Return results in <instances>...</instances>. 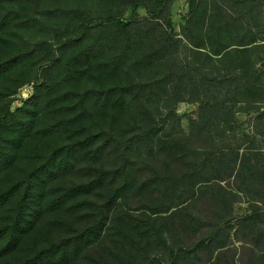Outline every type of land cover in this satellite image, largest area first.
<instances>
[{"label":"trees","instance_id":"16d2710c","mask_svg":"<svg viewBox=\"0 0 264 264\" xmlns=\"http://www.w3.org/2000/svg\"><path fill=\"white\" fill-rule=\"evenodd\" d=\"M123 1L144 7L147 17L95 18L79 7L34 1L28 11L0 10V27L11 17L27 24L36 15L75 14L64 39L37 41L0 61V264H264V154L218 146L214 134L220 117L234 119L229 98L238 96L259 133L261 74L254 63L251 72L214 73L186 58L197 51L203 60H221L231 49L259 48L256 26L246 13L229 16L224 6H207L215 0H193L186 34L197 41L185 42L163 22L170 25L168 0ZM233 1H257L264 12V0ZM199 13L203 21L193 35ZM138 34L150 40L129 60ZM222 35L241 39L230 43ZM144 70L147 80L139 74ZM29 82L33 94L11 110L18 88ZM194 82L200 94H179ZM154 96L165 97L164 105L151 110ZM178 101L198 103L188 133L179 126ZM240 196L252 208L235 215ZM128 197L143 206V216L123 209ZM160 219L170 227L156 225ZM154 245L168 257L150 254Z\"/></svg>","mask_w":264,"mask_h":264},{"label":"rangeland","instance_id":"374dc122","mask_svg":"<svg viewBox=\"0 0 264 264\" xmlns=\"http://www.w3.org/2000/svg\"><path fill=\"white\" fill-rule=\"evenodd\" d=\"M33 1L36 3V6L44 7V8H71L75 9L77 7L84 9L89 12L95 18H106L108 16H117L121 19H130L134 15H138L140 17H147V13L144 7L142 6H134L132 4H126L123 0H8L7 2L0 3V10L2 11H10L11 8L21 7L25 10H30V6H33ZM193 0H168V9H169V20L170 25H168L163 19H161L168 28L172 29L173 33H176L178 37H181L185 42L188 41H197L194 39V36H189L190 34H186V17L188 15L189 9L191 7ZM210 2V1H209ZM207 6H224L222 14H229V16H238L241 17L243 13H246V17L251 18V23L255 25L256 37L258 38L257 44H261L259 48L253 49L249 52H245L244 54H239L234 52L235 49H231L229 54H225L221 60L216 59L218 56H214L212 60H203V56L197 53V51L187 52L186 58L190 61L192 66H205L208 70L212 72H222V73H230L232 70L243 67V71L245 73L250 69L251 72V64L254 63L255 68L261 74L262 86L264 88V20L262 19L261 8H256L255 4H258L257 1L249 3V4H239L234 2L233 0H215L212 4L211 2ZM246 6V7H245ZM252 10V11H249ZM202 10H199L201 12ZM254 11V12H253ZM214 13V11H213ZM255 15H259V18L253 17ZM245 17V18H246ZM198 23L193 27V35H196V31L200 29V24L203 21L200 13L197 16ZM241 19V18H240ZM75 20V14L67 13L65 16L59 17H40L38 15L35 16V19L31 20V23H22L17 21L16 18L11 17L7 23L3 24L0 27V61L6 60L9 56L14 54V52L21 48L31 47V44L40 41L47 40L56 44L58 40L64 39V35L69 30V25L71 22ZM48 23L50 26H44ZM112 29L111 31H113ZM111 36V33L104 34V37ZM222 38H227L230 43L237 42L240 40V36L228 35V37L221 36ZM91 36H89V39ZM148 39L145 35L138 34L135 39L134 53L130 54L129 60L134 58V54H137L143 50L148 45ZM109 42V40H106ZM151 42V41H150ZM80 45V44H79ZM108 45V44H106ZM236 45L232 46L235 47ZM58 48V47H57ZM77 46H71V50H75ZM70 51L67 50V53ZM182 55V54H181ZM184 57V55H182ZM181 57V59H183ZM95 62V61H94ZM166 64L163 63L162 73L165 72ZM43 71V69H40ZM34 69H31L30 76L33 77ZM161 70H158V74ZM140 77L149 78V71L144 70L142 73L139 71ZM5 79V77L0 78V83ZM85 84L83 83L82 86ZM179 94H183L185 92L187 98L196 97L197 94L202 92V89L199 87L198 82H194V84H188L186 89L183 88V85L180 86ZM34 92V84L33 82H29L20 88H18L17 93L14 95L16 100L11 103V110L22 105L23 101L29 98ZM221 96V95H220ZM165 97L159 99V97H151L149 107L150 109H154V103L163 106ZM231 101L232 110L234 112V119L226 122V118L229 117H220L218 122V127L216 130V142L218 146H223L225 143H229L233 147L237 148L240 153H248L251 150L260 151L264 154V125L259 128V133H254V126L252 117L254 113L250 110V106L246 103L245 98L242 96H238L237 98H229ZM174 107L179 116V126L180 129L184 133L189 132V118L195 117L196 109L198 103L196 102H187V101H178L174 102ZM154 112V111H153ZM166 114V110H163L162 115ZM136 156L135 158H137ZM234 203V214L235 215H243L248 212L250 208H252V204L248 201L244 196H240ZM176 203V199H169L168 205H174ZM139 201L136 199H132L128 197L126 202L123 203V209H127V207L131 208L129 210L135 213L134 215L143 216L142 209L139 205ZM176 207L170 208V211ZM169 211V212H170ZM167 213H162V216H165ZM47 217H44L46 219ZM177 219V218H176ZM167 220H157L156 225L165 226L164 228H169L170 225H167ZM109 221L106 222L108 225ZM51 236H64L63 234L52 231ZM37 235V234H36ZM40 241L45 242L47 236H41ZM170 242V241H169ZM237 245L238 243L235 242ZM102 248L105 249V246L102 245ZM165 249H167L165 247ZM139 251V250H138ZM21 253V252H20ZM23 253V252H22ZM243 256L245 252L242 251ZM150 254H158L163 256L164 258L168 257V251L164 250L163 246L154 245L150 250ZM21 255V254H20ZM90 258L97 254L95 251H92V254H89ZM88 257L85 254L82 255L83 263L88 261ZM73 264H75L73 262Z\"/></svg>","mask_w":264,"mask_h":264}]
</instances>
